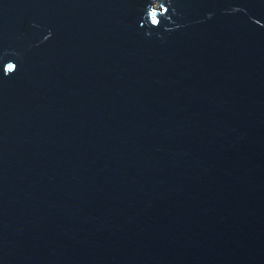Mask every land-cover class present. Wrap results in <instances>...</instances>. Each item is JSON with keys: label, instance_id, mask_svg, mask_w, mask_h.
<instances>
[{"label": "water", "instance_id": "water-1", "mask_svg": "<svg viewBox=\"0 0 264 264\" xmlns=\"http://www.w3.org/2000/svg\"><path fill=\"white\" fill-rule=\"evenodd\" d=\"M0 264H264V0H0Z\"/></svg>", "mask_w": 264, "mask_h": 264}, {"label": "clouds", "instance_id": "clouds-1", "mask_svg": "<svg viewBox=\"0 0 264 264\" xmlns=\"http://www.w3.org/2000/svg\"><path fill=\"white\" fill-rule=\"evenodd\" d=\"M49 35H51V33H49Z\"/></svg>", "mask_w": 264, "mask_h": 264}]
</instances>
